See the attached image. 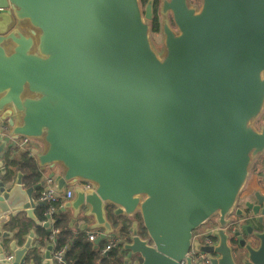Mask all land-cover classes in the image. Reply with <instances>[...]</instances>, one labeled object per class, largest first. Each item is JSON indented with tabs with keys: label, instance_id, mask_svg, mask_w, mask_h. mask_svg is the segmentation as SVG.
Instances as JSON below:
<instances>
[{
	"label": "water",
	"instance_id": "1",
	"mask_svg": "<svg viewBox=\"0 0 264 264\" xmlns=\"http://www.w3.org/2000/svg\"><path fill=\"white\" fill-rule=\"evenodd\" d=\"M200 1L0 0V157L27 136L44 144L30 149L41 170L62 167L49 174L57 195L90 182L59 212L94 218L95 249L115 231L109 205L140 213L146 234L131 223L118 264H264V192L240 201L264 154V0ZM155 2L162 55L150 38ZM16 170L9 186L0 175V264H55L54 244L33 242L51 229L35 214L46 180L25 188ZM21 215L35 227L20 246L6 225L21 228ZM213 218L215 244L193 241Z\"/></svg>",
	"mask_w": 264,
	"mask_h": 264
},
{
	"label": "crops",
	"instance_id": "2",
	"mask_svg": "<svg viewBox=\"0 0 264 264\" xmlns=\"http://www.w3.org/2000/svg\"><path fill=\"white\" fill-rule=\"evenodd\" d=\"M190 2L192 4H196L198 6H200L201 4V1L200 0H190ZM262 121V122H261ZM3 122H7V121H2L0 120V124H2ZM260 122L261 124L264 123V112L263 114L261 115V119H260ZM31 148H36L40 151L43 150L44 148V144L42 141L40 140H35V142H33L29 148V150ZM7 149H10V157L9 159L12 160L13 158H19L20 157V154L23 153L24 151L22 150H18L17 148L13 147V146H10L8 145L6 147V151ZM6 151L3 153V155L0 157L1 159H4L5 160V163L4 165L6 166V172L3 174V173H0L1 177L4 178V180L6 181V184L9 186V185H12L16 176H17V170H16V167L18 166H14V167H11L8 162H7V159L5 158L6 156ZM27 152V151H26ZM32 155V152H29V156ZM34 158V157H33ZM21 166V164H20ZM41 170V169H40ZM21 171L23 172L22 168H21ZM43 172V177L40 181L42 180H46L49 178V174L51 172H55V175H59L61 174L62 172V167L59 166V165H56L55 167H46L44 170H41ZM9 172V173H8ZM9 174V176H8ZM23 174H25L23 172ZM54 179V178H53ZM39 181V182H40ZM23 183L25 184L24 182V176H23ZM35 184V183H34ZM25 188L28 187V185H24ZM45 187H42V188H39L36 192V196H38V199H39V196L40 194L44 191ZM65 190V189H64ZM63 190V191H64ZM263 191L264 192V154H261L259 155L257 158H255V160L253 161L252 165H251V169H250V174H249V177H248V180H247V183L241 193V198H240V201L243 202L244 200H247L251 197H253L254 193L256 191ZM65 204V203H64ZM63 204V206H64ZM63 206H60L58 208V214L60 213H64L66 214L67 218H68V225H69V228L71 229L72 232L74 233H78V232H85L86 236L88 237L89 239V235L90 233L94 232L96 234V237L94 240H92L93 242L100 236V234L103 232L102 229H93L91 228L90 226L94 223V218L91 217V216H83V214L79 215V217L74 221L72 222V218H73V210L72 209H66L65 211H62V212H59V210L61 209V207ZM46 208V207H45ZM45 208L44 207H38L36 208V211H35V214L38 216V217H41L40 214L41 212H43L44 214V211H45ZM117 216V215H116ZM123 216V215H121ZM44 217V216H43ZM126 217V216H125ZM19 218L22 219V221H25L27 222V224H29L28 226V229L24 231V233H20V227L18 225H6V229L8 230H11L14 232V240H17L19 245H23L25 242H26V236L29 234V232L33 229V227H35V223L33 220L31 219H28L25 217V215H21L19 216ZM42 218V217H41ZM130 219H132L133 221H137L134 219V217H128ZM13 220V218H12ZM24 222V223H25ZM111 222V221H110ZM138 222V221H137ZM13 223V222H12ZM88 224L89 225V228L87 229H84L82 228V226L84 224ZM72 224V225H71ZM216 225V221H215V218L211 219L209 222H207L204 226H202L201 228H199V234H202V233H205L206 232V229L208 227H212ZM54 226L55 223H54ZM53 225L51 224V229H52ZM115 231L113 233H110L108 235H106V238L103 239V240H106V243L108 242V239H109V235L111 234H117V235H121L118 231V228L115 227ZM138 228H139V222H138ZM50 229V231H51ZM50 231L48 232L47 229H42V228H38V230L35 232V235H40L41 237V241H37L35 238L33 240L34 244L36 246H39V248L41 247H48V246H51V243L48 239L49 235H50ZM99 233V234H98ZM12 240V239H11ZM22 240V241H20ZM90 240V239H89ZM102 240V241H103ZM10 241V240H9ZM101 241V242H102ZM100 242V243H101ZM99 243V244H100ZM95 245V243H93ZM99 247V245H98ZM105 247V246H104ZM103 247V248H104ZM55 249V246L53 245V250ZM115 249V248H114ZM120 249L121 247H118L117 248V254H119L120 252ZM52 250V252H53ZM40 253V252H39ZM100 255L104 256L103 254H101V251H100ZM43 259V254L40 253V256L38 257V263H41Z\"/></svg>",
	"mask_w": 264,
	"mask_h": 264
},
{
	"label": "trees",
	"instance_id": "3",
	"mask_svg": "<svg viewBox=\"0 0 264 264\" xmlns=\"http://www.w3.org/2000/svg\"><path fill=\"white\" fill-rule=\"evenodd\" d=\"M143 2L147 0H142ZM159 21L154 17L152 22V27L154 30L159 31ZM5 158L11 167L21 164V168L24 174L25 185L31 186L34 183L39 182L43 177V172L40 170L38 163L35 158L29 156V152H23L20 154L19 158L9 159L10 149H7ZM9 173V172H8ZM9 176V174H8ZM60 206V203H56ZM114 206L109 205L107 208L108 219L111 221L113 226L118 228L119 233L122 238L127 239L130 236L128 228L133 222L132 219L125 216H116L113 212ZM40 216L43 218V212ZM134 219L139 222V232L141 235L146 234V230L143 226L142 218L140 213L134 216ZM55 225L60 228V232L56 236V247L55 249H60L65 247V261L67 264H118L117 259V248L110 250L106 255H100V251L106 245V240H103L97 249L94 248V242L89 240L85 232L74 233L71 231L68 225V218L66 214H56L55 215ZM22 221V220H21ZM21 222L20 233H24L28 229L29 224L27 222ZM13 225H17L14 222ZM22 241V240H20Z\"/></svg>",
	"mask_w": 264,
	"mask_h": 264
},
{
	"label": "built area",
	"instance_id": "4",
	"mask_svg": "<svg viewBox=\"0 0 264 264\" xmlns=\"http://www.w3.org/2000/svg\"><path fill=\"white\" fill-rule=\"evenodd\" d=\"M9 131V125L7 122H3L0 124V139L6 135ZM35 139L27 137V136H21L19 139L12 140V146L17 148L18 150H22L24 152H30L29 148L31 144L33 143ZM47 185L44 191L40 194L39 200L45 201L47 203V206L45 208L43 219H51L52 220V229L50 231V235L48 237L49 241L54 244L56 247V236L60 232V228L57 226H54L53 220L55 219V215L58 213V208L60 206H63V204L72 199L75 195V188L80 187L84 190H88L92 188V184L87 181L78 180L74 186H68L65 188L64 191L60 192L59 195L56 194V187L57 184L54 181L53 178H48L46 181ZM60 203V206H57L56 203ZM99 234V233H98ZM96 237V234L94 232L90 233L89 239L94 240ZM199 237L202 238L204 244L213 245L216 242V238L213 235H208L207 233L199 234V229L194 232L193 241L199 239ZM125 239L122 238V236L117 234H111L109 235L108 242L106 243L105 247L101 250V254L106 255L110 250L114 248L121 247L122 242ZM65 247H62L60 249H54L52 252V257L55 262V264H67L64 258L65 255ZM187 256L191 257L194 262L198 263L200 258H204L205 255L203 253H200L193 242L189 252L187 253ZM179 264H186V259H183L179 262ZM204 264H210L209 259H205Z\"/></svg>",
	"mask_w": 264,
	"mask_h": 264
},
{
	"label": "rangeland",
	"instance_id": "5",
	"mask_svg": "<svg viewBox=\"0 0 264 264\" xmlns=\"http://www.w3.org/2000/svg\"><path fill=\"white\" fill-rule=\"evenodd\" d=\"M151 43L154 49L159 55L164 54L165 52V41L162 33H152L150 32ZM262 122V121H261ZM260 120L256 123L258 126L261 124ZM35 142V140L33 141Z\"/></svg>",
	"mask_w": 264,
	"mask_h": 264
},
{
	"label": "flooded vegetation",
	"instance_id": "6",
	"mask_svg": "<svg viewBox=\"0 0 264 264\" xmlns=\"http://www.w3.org/2000/svg\"><path fill=\"white\" fill-rule=\"evenodd\" d=\"M147 1H148V0H147ZM147 1L143 2V1L141 0V4H142L143 8H145ZM154 17H156V18L158 19V21H159V25H160V26H159V31H158V30H157V31L154 30V28L152 27V22H153V20H152V22H151V32H152V33H161L162 17H161V15L159 14V9H158V3H157V2H155V5H154ZM153 19H154V18H153ZM169 19H170L171 26H172L174 29H176V26H175V24H174L173 21H172L171 15H169Z\"/></svg>",
	"mask_w": 264,
	"mask_h": 264
}]
</instances>
